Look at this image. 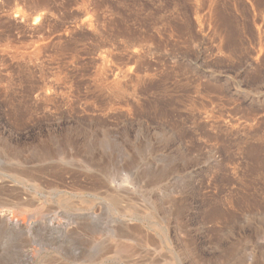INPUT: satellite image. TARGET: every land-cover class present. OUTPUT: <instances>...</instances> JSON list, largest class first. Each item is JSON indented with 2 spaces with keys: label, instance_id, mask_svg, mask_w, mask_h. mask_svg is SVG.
Listing matches in <instances>:
<instances>
[{
  "label": "rangeland",
  "instance_id": "1",
  "mask_svg": "<svg viewBox=\"0 0 264 264\" xmlns=\"http://www.w3.org/2000/svg\"><path fill=\"white\" fill-rule=\"evenodd\" d=\"M0 264H264V0H0Z\"/></svg>",
  "mask_w": 264,
  "mask_h": 264
}]
</instances>
